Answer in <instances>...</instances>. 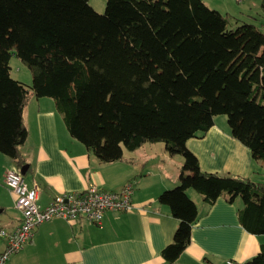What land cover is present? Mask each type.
<instances>
[{
	"label": "trees",
	"instance_id": "obj_1",
	"mask_svg": "<svg viewBox=\"0 0 264 264\" xmlns=\"http://www.w3.org/2000/svg\"><path fill=\"white\" fill-rule=\"evenodd\" d=\"M12 52L30 85L10 76ZM31 95L52 99L69 135L101 163L146 143L181 157L177 184L156 199L177 220L160 252L166 264L188 246L198 217L189 189L205 205L238 201L240 226L264 234V183L203 172L185 147L224 115L230 135L264 166L260 27L232 28L202 0H105L102 14L88 0H0V153L19 168L22 110ZM241 264H264V247Z\"/></svg>",
	"mask_w": 264,
	"mask_h": 264
},
{
	"label": "crops",
	"instance_id": "obj_2",
	"mask_svg": "<svg viewBox=\"0 0 264 264\" xmlns=\"http://www.w3.org/2000/svg\"><path fill=\"white\" fill-rule=\"evenodd\" d=\"M210 1L215 5L212 9L230 14L228 0ZM22 121L26 138L19 153L26 166L24 179L28 187L33 183L38 186L41 206L57 194L79 192L90 185L116 191L130 182L133 209L106 211L100 225L53 218L37 226L31 241L3 264H166L160 252L171 242L177 220L156 199L177 184L181 162L168 155L164 144L146 143L131 152L123 150L116 162L101 163L69 135L52 99L29 96ZM185 147L203 172L264 183V166L252 161L250 151L230 135L224 119L216 116L213 125L203 135L188 139ZM8 169L19 167L0 153V214L12 215L9 222L0 225L6 230L17 226L21 218L13 195L3 183ZM186 193L195 203L198 217L191 227L188 246L172 264H226L228 260L241 264L264 247V234L254 235L240 226L238 201L229 204L218 197L205 205L196 191ZM3 247L0 239V253Z\"/></svg>",
	"mask_w": 264,
	"mask_h": 264
},
{
	"label": "built area",
	"instance_id": "obj_3",
	"mask_svg": "<svg viewBox=\"0 0 264 264\" xmlns=\"http://www.w3.org/2000/svg\"><path fill=\"white\" fill-rule=\"evenodd\" d=\"M242 1L236 0L238 3ZM3 183L13 195L14 207L21 218L19 224L10 230L0 228V239L4 242L0 264L31 241L37 226L53 218L68 223L83 220L92 225H100L106 211L121 213L133 209V184L130 182L116 191L90 185L79 192L57 194L45 206L38 202L39 189L36 183L28 187L19 169H8L3 176ZM226 264L234 263L228 260Z\"/></svg>",
	"mask_w": 264,
	"mask_h": 264
},
{
	"label": "rangeland",
	"instance_id": "obj_4",
	"mask_svg": "<svg viewBox=\"0 0 264 264\" xmlns=\"http://www.w3.org/2000/svg\"><path fill=\"white\" fill-rule=\"evenodd\" d=\"M204 3L208 8H213L215 5L210 0H205ZM264 0H243L241 3H238L234 0H228L229 8L228 12L229 16V24L230 27H235L241 23H252L257 27H260L262 31H264V11L262 8V3ZM89 6L99 14H102L105 9V0H88ZM223 10H221V13ZM234 17V18H233ZM251 18V19H249ZM235 19H238L239 22H236ZM262 24V27H261ZM9 68H10V76L13 79L19 80L24 85H30L31 83V74L28 68L14 55L11 53V57L9 59ZM218 118L226 120V116L218 115ZM227 123V122H226ZM162 144L163 143H159ZM173 160L182 162L181 157L179 155L173 156ZM1 213V212H0ZM1 215V214H0ZM11 213L7 212L0 216V225L9 222L11 219ZM6 228V227H4Z\"/></svg>",
	"mask_w": 264,
	"mask_h": 264
},
{
	"label": "water",
	"instance_id": "obj_5",
	"mask_svg": "<svg viewBox=\"0 0 264 264\" xmlns=\"http://www.w3.org/2000/svg\"><path fill=\"white\" fill-rule=\"evenodd\" d=\"M19 172H20V174L21 175H25V173H26V166H21L20 168H19ZM1 211V210H0Z\"/></svg>",
	"mask_w": 264,
	"mask_h": 264
},
{
	"label": "bare ground",
	"instance_id": "obj_6",
	"mask_svg": "<svg viewBox=\"0 0 264 264\" xmlns=\"http://www.w3.org/2000/svg\"><path fill=\"white\" fill-rule=\"evenodd\" d=\"M26 182V181H25ZM27 184V183H26ZM42 206H44V205H42Z\"/></svg>",
	"mask_w": 264,
	"mask_h": 264
}]
</instances>
